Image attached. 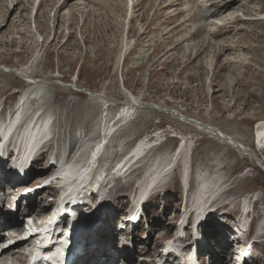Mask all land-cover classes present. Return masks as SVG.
<instances>
[{"label":"rangeland","instance_id":"obj_1","mask_svg":"<svg viewBox=\"0 0 264 264\" xmlns=\"http://www.w3.org/2000/svg\"><path fill=\"white\" fill-rule=\"evenodd\" d=\"M17 1L0 0V6L6 5L0 10V26H6L4 34L0 35V110L2 106L6 111L10 109L16 100L15 93L25 88L28 78L19 76L20 71L24 75H37L39 80L35 86L38 89L43 86L46 93L40 98L33 95L35 102L29 100L31 108L28 106V111L24 108L23 111L28 116L42 107L46 114H51L56 130L54 154L75 155L79 149L81 152L74 161L82 165L83 149L90 142L91 145L98 142L105 126L120 118L117 113L122 107L120 102L133 100L138 107L149 103L159 108L139 110L135 107L132 121L113 133L110 143L114 148L107 151L106 159L99 160V171L103 167L107 171L116 166L122 153L129 151L137 141L163 131L160 135L162 145H157L145 163L138 168V165L134 166L137 171L134 176L116 182V185L109 180L97 185L91 180L93 174L83 172L81 184L70 192L72 195L78 192L81 197L83 191H91L92 184H95L94 189L105 192L102 197L99 194L90 201L92 208L87 211L92 215V223L82 230V234L88 231L82 240L89 245L87 248L81 246L75 258L77 262L82 264L83 255L98 258L93 264H118L122 259L128 261L130 258L135 264L150 261L170 243L184 214L191 213L198 219L195 208H191V200L197 192L198 173L202 172L207 178L215 174L220 176L230 190L215 192L214 198H219L210 206L204 201L207 206L199 214L210 215L201 218L197 234L194 230L186 232L188 236L191 234L190 240H195L198 235L202 264H231L227 259L229 252L220 251L218 240L230 235L231 222L240 213L237 211L240 199L261 198L263 206L254 205V215L260 216L259 210H264V172L241 156L242 152L239 154L196 131L191 121L199 127L210 128L209 123L229 132L242 141L239 145L250 157L263 161V153L255 150L253 136L255 124L264 120V0L238 3L240 6H234L231 15L226 5L229 0H133L137 9L128 12L125 0H70L60 12L57 8L64 0H44L40 7H35L36 0H20L22 2L9 13ZM231 18L240 21L228 25ZM122 49L124 53L130 51L123 62ZM4 66L19 75H6ZM75 76L78 81L74 88ZM87 91L103 96L107 109L104 111L103 103L90 99ZM160 109L172 110L182 120H176ZM4 115L5 112H0V120ZM115 115L117 117L113 119ZM195 119L200 120L199 123ZM173 135L175 137H171ZM182 139L190 143L192 150L191 187L185 202L178 173L174 171L167 184L168 191L166 189L145 203L144 218L138 224L130 225L133 230L129 232L125 229L129 225L123 218L132 201L140 196V188L151 182L147 177L148 166L160 155L173 157L171 154ZM120 142L123 147L117 148ZM181 145L183 143L175 154ZM164 159L156 171L165 168L168 160ZM49 160L42 156L28 173L42 175ZM260 161L255 160L259 165ZM104 163L110 166L106 167ZM174 169L180 171L181 167L178 164ZM76 174L75 169L69 180H76ZM33 179L28 185L36 182ZM108 183L113 186L109 188ZM42 196L46 199V195ZM208 198L206 202L210 200ZM40 200L36 198L39 204ZM43 206L46 207V203ZM93 206H98V210ZM98 226H106L109 233L103 236L105 240L97 243L90 238L97 235ZM92 249L98 252L94 253ZM231 250L235 251L234 247ZM255 251L254 260L245 264H264V242L256 244ZM110 255L115 256L112 261Z\"/></svg>","mask_w":264,"mask_h":264},{"label":"bare ground","instance_id":"obj_2","mask_svg":"<svg viewBox=\"0 0 264 264\" xmlns=\"http://www.w3.org/2000/svg\"><path fill=\"white\" fill-rule=\"evenodd\" d=\"M44 2V0H41V2ZM46 1V0H45ZM70 0H64L63 2H61V4L58 6L57 10L60 12L62 10H64L68 3H69ZM162 1V0H161ZM164 1V0H163ZM175 1V0H173ZM216 1V0H214ZM213 1V2H214ZM219 1V0H218ZM245 0H229L226 2V5H228V8H229V14L231 15L230 11H232L234 8V6H238L241 2H243ZM253 1V0H251ZM20 0H18L12 7V9H9V13L13 12V10L15 9L16 5L19 4ZM40 2V3H41ZM182 2V1H181ZM212 2V3H213ZM222 2V1H221ZM174 3V2H173ZM217 4V2H214ZM239 3V4H238ZM131 4L133 5L134 2L132 0ZM223 4V3H222ZM41 4H38V5H35V7H40ZM240 6V5H239ZM171 7V6H170ZM213 7V6H211ZM6 8V5H2L0 6V10ZM169 8V7H168ZM227 7H224V9H228ZM137 9V6L134 8L133 6V10H136ZM163 9V8H162ZM217 9V8H216ZM223 9V10H224ZM132 10V11H133ZM161 10V9H160ZM215 11V10H214ZM127 12H128V9H127ZM213 12V11H212ZM235 12V11H234ZM38 13V12H37ZM160 13V12H158ZM179 13V12H178ZM214 13V12H213ZM216 13V12H215ZM177 14V13H176ZM178 15V14H177ZM225 15V14H224ZM223 15V17H224ZM233 15V13H232ZM218 16V15H217ZM220 16V15H219ZM235 16V15H233ZM176 17V16H174ZM179 17V16H177ZM182 17V16H181ZM215 17V16H214ZM231 17V16H230ZM180 18V17H179ZM234 18V17H233ZM25 19V18H24ZM174 19V18H173ZM228 19V18H227ZM227 19H225L224 21H226ZM232 19V18H231ZM230 19V20H231ZM264 19V18H263ZM167 20V19H166ZM183 20V19H182ZM170 21V20H168ZM192 21V20H191ZM190 21V22H191ZM228 21V20H227ZM237 21H240L238 19H232L231 22H227L228 25L232 24V23H236ZM179 23V22H178ZM177 23V24H178ZM184 23V21H183ZM226 24V23H225ZM231 28L233 26H230ZM5 28L6 26H0V35L1 34H4L3 31H5ZM174 29V28H173ZM176 29V28H175ZM201 29V28H200ZM7 30V29H6ZM234 30V29H233ZM6 33V32H5ZM57 34V33H56ZM58 35V34H57ZM261 40V39H260ZM1 41V40H0ZM182 42V41H181ZM261 42V41H260ZM3 43V42H2ZM9 43V42H8ZM179 43V42H178ZM1 44V42H0ZM6 43H4L5 45ZM14 44V43H13ZM179 45V44H178ZM231 45V44H230ZM177 46V45H176ZM175 46V47H176ZM174 47V46H173ZM172 47V48H173ZM228 47V46H226ZM39 48V47H38ZM232 49V48H229V50ZM124 49H122L123 51ZM228 50V49H227ZM35 51H38L37 49H35ZM121 51V52H122ZM126 52V51H125ZM128 52V51H127ZM130 52V51H129ZM129 52L127 53V56L129 55ZM170 52V50H169ZM223 54V53H222ZM126 56V57H127ZM219 57L221 56L220 54L218 55ZM5 67V74L6 75H9L11 73L15 74V75H19L18 73L16 72H12V71H8L9 70V67L8 66H4ZM3 67V68H4ZM223 68V67H222ZM18 70V69H17ZM26 71V69H25ZM24 72L20 71V74L19 76H25L24 74H22ZM26 74V73H25ZM29 74L27 77L28 79H26V83L28 84V90L27 92L25 93L24 97L22 98V100L26 99L27 98V101L30 100L32 102H35V98H33L32 96H36V98H40V97H43L44 94L46 93V90H43V86L42 88H39L38 89V86L36 87L35 84L37 83L36 81H34V79L32 78V76H34V74L32 73H27ZM31 75V77H30ZM12 76V74H11ZM23 78V77H22ZM63 79H65V77H63ZM15 81V80H14ZM76 84V82H75ZM75 86V85H73ZM67 88V87H66ZM85 90V89H84ZM80 91V90H79ZM88 92V91H87ZM89 93V97L90 99L92 100H95L96 102L99 101L100 103H103V110L104 109H107L105 108L106 107V101L105 99H102L103 96H100V94H93L90 92ZM129 97V96H128ZM133 98V97H132ZM135 100V98H133ZM48 100V99H47ZM25 101V100H24ZM24 101L20 104V108L19 110L22 108L23 104H24ZM37 101V100H36ZM38 102L41 103V99L39 100L38 99ZM29 103V102H28ZM36 105V104H35ZM37 105H39L37 103ZM44 105V104H43ZM29 106V105H28ZM27 106V107H28ZM41 106V104H40ZM135 106H137V104H135V102L133 100H130L128 103L126 104H122V107L119 108V110L117 111V113H119L120 115V118H118L117 120L118 121H114L115 123L111 124L112 121H110L108 123V125L105 126V130H103V137H100L102 138L99 142H95V144L93 143L91 145V142H87L89 143L87 145V148H84L83 150H85V153H84V156H81L84 160H83V164L80 165L78 163V161H74L76 158H78V155H79V149L77 150L76 154L73 156H75L74 159H72L71 161H69L68 163H62L61 164V177H63L64 179L62 180V184L63 185H68L69 187V192H71L72 190H75L76 188L79 187V185L81 184V181L84 179V175L82 174L83 172H86L87 174H89L91 176V174H93L91 177H92V181H95L97 185L101 184L103 185L104 182H106V180H109V182H115L114 185H116V182H119L123 179H126L128 177H131L132 175L134 176V174L137 172L135 169H134V166L135 165H138L136 166L137 168L139 167V165L141 163H145L146 159L148 158V156L154 151V149L157 147V145H160V143L158 142V140H155L152 142V139H150L149 141L148 140H145V139H141L140 141H137L133 147H131V149L129 151H127L126 153H122V157L120 159V161L118 162V164L116 166H113V167H110L109 170L105 171L103 170V168L99 171V160L101 158H104L106 159V154H107V151L108 152H111L109 151L110 149L112 150L114 147L112 146V144L110 143L111 140L113 139L114 137V132H116V128L119 130L120 128L123 129V126H126L130 121H132L133 117H134V110L136 109ZM3 107V106H2ZM30 107V106H29ZM31 108V107H30ZM2 109V108H1ZM156 110H159V108H156ZM161 110V109H160ZM28 111V110H27ZM105 111V110H104ZM9 112V113H8ZM161 112H164L163 110H161ZM7 113L10 115V114H13L15 113V110L13 109H9L7 111ZM106 113V112H105ZM104 113V114H105ZM13 115H10L11 117H13ZM19 118H21L20 121H16V124H19V129H17L15 131V133H20V138L18 140V144H20V147L23 148L22 152L19 153L21 155V157H19L17 159V165L19 166H22L24 165L28 159H30L33 155V152H34V149H36V147H38V145L43 142L45 140V142L42 143L41 147L43 148H46V151H49L50 149L47 148L49 147V145L51 144V140H47L48 138H50L52 135L53 137L56 136L55 131H51V129H53L54 127V121L52 120V116L51 114L48 112L46 114L45 111H43L42 107H38L36 108L34 111L30 112L29 115L27 116L26 113H24V111L22 112H19L18 114ZM172 116V115H171ZM114 117V116H113ZM117 117V115H115V117L113 119H115ZM179 117V116H178ZM183 117V116H182ZM112 119V120H113ZM195 121L197 123H199L200 120H196ZM105 122V121H104ZM204 123H206L205 121H203ZM103 123V122H102ZM15 124V125H16ZM101 125V123L99 124ZM105 124H103L104 126ZM190 125V124H188ZM191 125H194V129H196V131L198 132H201L202 134H206L208 135L209 137L213 138V139H216V141L218 140L219 142H221L222 144L230 147V149L232 148L233 150H235L236 152H238L239 154H241L240 152H242V150L239 148V144H241L242 141H240L239 139H237L236 137H234L233 135H231L229 132L223 130V129H220V128H217V126L213 125V124H209L210 125V128H203V125H200V127L194 122H191ZM256 128L254 129V138H255V150L258 152V153H263V149H264V120L263 121H259L257 124H256ZM213 127H216V128H213ZM102 128V125H101V129ZM14 129V124L13 123H9L7 126H4L2 128V135L4 138H6L8 135H10L12 133ZM56 129V128H55ZM102 131V130H101ZM214 131H218L220 134H221V138L216 136L214 134ZM118 133V131H117ZM112 136V138H110ZM229 138V142H225L223 140V138ZM57 140V139H56ZM75 141V139H74ZM78 141V140H77ZM56 141H54L55 143ZM240 142V143H239ZM105 144V145H103ZM54 145V144H53ZM53 145H50V146H53ZM244 145V144H243ZM83 146V145H82ZM85 146V145H84ZM117 148H122L123 147V144L120 142L119 145H116ZM242 147V146H241ZM56 148V147H55ZM54 148V150H55ZM80 148V147H79ZM83 148V147H82ZM243 148V147H242ZM117 150V149H116ZM245 153H248L245 149H243ZM191 145L190 143H183V145H181V149L180 151L173 155V157H170V155L168 156V158L166 157V155H160L158 156L155 160H152L151 164L148 166L147 168V177L150 178L151 182H149V185L147 186H144L143 188H140V196L141 195H145L146 193L149 192L150 189H153V191H160L161 189L163 190L164 188H166L165 185H167L168 183V176H170V174L172 173V171H175L176 169H174L178 164L179 166L181 167L180 169V173H181V176L183 178V182L185 184V186L187 185H190V172H191ZM81 152V151H80ZM54 154V153H53ZM243 154V155H242ZM241 156H243L244 158H248L250 161H252L258 168H260L262 171H264L256 162L255 160H258L256 157H255V160L249 156H245L244 153L242 152ZM264 154V153H263ZM262 154V155H263ZM63 155V154H62ZM264 157V155H263ZM109 158V157H108ZM139 158V159H137ZM165 158V159H164ZM1 159V157H0ZM168 160L167 162H165V168L163 169H157L156 171V168L158 165H161L162 163V160ZM180 159V160H179ZM19 160V162H18ZM82 160V159H81ZM148 161V160H147ZM179 161V163L177 164V162ZM259 161V160H258ZM78 163V164H77ZM260 165H261V162H259ZM262 163H264V159L262 161ZM106 164V163H104ZM112 165V164H111ZM110 166L109 164H106V167ZM263 166V165H262ZM5 164L3 162V160L0 161V173L3 172L5 170ZM52 165L49 166V168H51ZM159 167V168H160ZM76 169V172H78V174H76V180L75 182H70L71 180H69V177H71L74 173ZM153 170V171H152ZM99 171V172H98ZM152 171V172H151ZM202 171V170H201ZM45 172V171H44ZM207 173V172H206ZM38 174V173H36ZM204 174L205 173H202V172H199L198 173V185H197V188H196V195L195 197L193 198L192 201V206L191 208H195V211L198 213V215H200L199 213H201L205 207V205L207 206V204L210 202V200L212 198L215 197L217 191H225L226 190V181L221 178L220 176H212L211 178H207V177H204ZM221 174V173H220ZM197 175V173H196ZM222 175V174H221ZM33 175H31L30 177H32ZM210 177V176H209ZM215 178V179H214ZM4 181L6 180H9V182H13L12 181V178H7V177H4L3 178ZM36 180V183L38 184H41L40 180L39 179H35ZM69 180V181H68ZM90 180V181H91ZM91 181V182H92ZM225 181V182H224ZM75 183V184H74ZM109 184V183H108ZM95 184H93L94 186ZM90 187L91 189H94V187ZM113 185L109 184L108 187L111 188ZM20 186H17V185H12L11 186V191H14V192H17L18 189H19ZM99 193H100V196L102 197V195L105 194L104 193H101L100 192V189H98ZM157 191V192H158ZM168 191V190H167ZM87 192H92L90 190L88 191H83V195H85L86 197H83L82 194H81V202L83 203V206L85 208V213L84 215L78 217V219L76 220V226L78 227V225L80 224H83L84 228L88 227L91 223V217L92 215L90 213H88L87 210L91 209L92 207H90L89 209H87L88 207V204L90 203V201L92 200V195L89 197L86 195ZM227 190L224 192L226 193ZM44 194V193H43ZM47 194V193H46ZM44 194V195H46ZM159 193H156L154 196H157ZM63 195V194H62ZM22 196H28V193L24 191H22ZM210 198V200H208L206 202V198ZM42 198V194H40L39 196H37V198ZM208 198V199H209ZM219 198V197H217ZM42 199H45V198H42ZM41 199V200H42ZM105 199V198H104ZM215 199V198H214ZM260 200V199H259ZM207 203L205 204L204 203ZM101 203L103 202L102 199L100 201ZM30 203L31 204H28L27 205V209H29L28 212H33L32 211V208L36 206L37 209H39V203L36 201V198L35 199H32L30 200ZM38 203V204H37ZM133 203L134 204H137L138 203V199H134L133 200ZM252 203V199L248 200H244V202L242 203V207H243V215H246V212L250 210V204ZM93 209L95 210H98V206H93ZM39 210H42V209H39ZM144 211V210H143ZM43 211H40V213H42ZM85 215H86V222L84 223L83 220L85 219ZM41 217H44L43 219L46 220L45 216L44 215H39ZM36 217H38V214L36 215ZM3 219H5V217L2 216ZM6 220V219H5ZM45 220L44 221V224L42 225H38L36 223V220L34 223H32L31 221H29L27 223V228L25 229V233L29 234L30 233V228L31 229H34V228H37V229H40L41 226H42V230L43 232H46V230L44 229V225L45 224ZM109 222V220H108ZM85 224V225H84ZM6 222H2L1 223V226L3 228V230H6V228L10 227L12 230H10L11 232L9 233V235L7 237H5V239H3V242L1 243H5V244H8L9 242L12 241V239H16L15 243L12 245V246H8V245H5L4 247L6 248L5 250H3L0 254V264H25V261L27 258H30L32 256V253H29L27 252V248H29L31 245H30V242H26L24 243L23 241H18L17 240V237L20 236V228H18V221H14L12 224H10V226H6ZM97 227L98 230H97V235L93 236L90 238V241H94V242H102L103 240H105V238L103 236L106 235V233L108 234V230H107V227L106 226H103V227ZM263 227L262 226V232H263ZM122 228V227H121ZM90 231V230H89ZM223 231H226L227 232V229H224ZM85 233L82 234V236H86L88 231H84ZM23 233V231H22ZM187 232H185L186 234ZM6 234V232H5ZM200 235V234H199ZM198 236V235H197ZM83 237L81 238V240L83 239ZM79 239V237H77L76 239V242L77 240ZM84 240L78 242V247L76 248V250H79V249H82V248H87V246L89 245L88 242H83ZM64 242V241H63ZM218 243L220 244V251L222 253H227L228 252H231V242L229 241V239L227 237H223V238H220L218 240ZM82 246V248H81ZM157 248V247H156ZM61 250H63V246L62 245H59L58 248L56 249V253L58 252H61ZM94 250V253H97L98 250L96 249H92ZM227 255H229L230 257V254L228 253ZM98 258H95L93 256H89V255H83L82 256V264H93V260H97ZM112 259V257H111ZM128 261H132V259L130 258ZM6 262V263H5ZM97 262H95L94 264H96ZM27 264H34L31 262V260H29V262ZM135 264V263H134ZM140 264H155V261L154 260H150V261H146V262H142Z\"/></svg>","mask_w":264,"mask_h":264},{"label":"water","instance_id":"obj_3","mask_svg":"<svg viewBox=\"0 0 264 264\" xmlns=\"http://www.w3.org/2000/svg\"><path fill=\"white\" fill-rule=\"evenodd\" d=\"M88 94V93H87ZM89 95V94H88ZM95 95V94H94ZM97 95V94H96ZM124 103H126L125 101H124ZM123 102H120V104H124ZM136 108H138L139 110H145V109H147V108H158L157 107V105L155 106L154 104H145L143 107H138V106H135ZM164 112H169L176 120H182V118L181 117H178V116H176V114L172 111V110H163ZM192 122V121H191ZM206 127V125H203V128H205ZM214 134L216 135V136H218V137H222L221 136V134L218 132V131H214ZM223 140L225 141V142H228V143H230L229 142V138L227 137V138H223ZM239 148L242 150V152L244 153V155L245 156H249L250 154L249 153H245L244 152V150H243V148L241 147V146H239ZM257 158V157H256ZM258 159V158H257ZM259 160V159H258ZM260 161V160H259ZM261 162V161H260ZM259 165V164H258ZM263 165V166H262ZM262 169H264V164L261 162V165H259Z\"/></svg>","mask_w":264,"mask_h":264}]
</instances>
